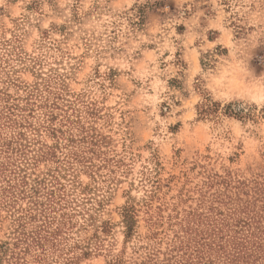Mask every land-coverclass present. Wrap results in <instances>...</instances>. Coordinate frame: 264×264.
Returning <instances> with one entry per match:
<instances>
[{
  "label": "rangeland",
  "instance_id": "rangeland-1",
  "mask_svg": "<svg viewBox=\"0 0 264 264\" xmlns=\"http://www.w3.org/2000/svg\"><path fill=\"white\" fill-rule=\"evenodd\" d=\"M8 182L0 264H264V0H0ZM51 190L39 260L12 214Z\"/></svg>",
  "mask_w": 264,
  "mask_h": 264
},
{
  "label": "trees",
  "instance_id": "trees-1",
  "mask_svg": "<svg viewBox=\"0 0 264 264\" xmlns=\"http://www.w3.org/2000/svg\"><path fill=\"white\" fill-rule=\"evenodd\" d=\"M89 138L90 139L87 142L89 143V146L87 148L88 150H90L91 153H93L94 152L93 147H90V145L91 146L95 145L97 139H95L94 136H90ZM82 139H87V138L85 136H82ZM70 154L75 156L76 160L79 157L76 151H70ZM21 182L25 184L24 180H21ZM6 185L7 188L3 187L2 189L0 186V195L4 196V197H0V200L2 201L1 203L5 204L8 207L14 208V206H12L14 199L9 200V198H12L13 196V191H12L13 185H11L10 182H8ZM24 191H20V192H23L24 194ZM59 194L60 196H58V199L56 200L58 201L65 200L61 198L64 195L63 190H60ZM46 195L49 198L48 202L42 203L38 201V199L36 200L33 199L31 201L32 205H29L27 208H21L20 210L17 209V212L19 213L16 214L15 212H13L12 214L13 221L16 222V227H15L16 236L14 237L15 239L13 244L15 246H17L18 244H24L22 246V251H27L31 247H35L36 249H39L40 251H38L36 255V257L39 260H43L41 254L45 253L44 251H46V247L48 244L50 245L48 246L49 248L55 245L54 243L55 241L53 239H55L56 236L59 234V232H61V228L65 224H67L68 222L67 218L71 217L69 213L62 211L64 207L63 204L66 203V200L63 202L62 205L61 203L56 202L55 201L56 196L54 194V191L52 190L50 192H47ZM6 196H8L9 198H6ZM56 207H58L61 210L60 213L61 216L63 217V220L59 221L56 226L51 228L52 224L55 222V217L53 216L48 217L47 214L49 213V211L57 209ZM134 212H135L134 206L127 205L124 207V211H123L124 222L125 225L127 226V229L130 230H131V225L134 221ZM37 217H39V219H37ZM38 220H40V223H38ZM15 254L16 256L14 257V259H18L19 256L17 255L19 253H15ZM70 261L71 260H69V262L65 264H70ZM13 264H19V263L14 262Z\"/></svg>",
  "mask_w": 264,
  "mask_h": 264
}]
</instances>
